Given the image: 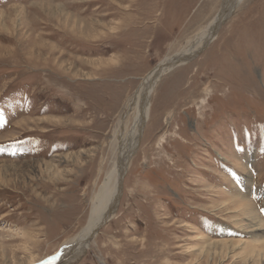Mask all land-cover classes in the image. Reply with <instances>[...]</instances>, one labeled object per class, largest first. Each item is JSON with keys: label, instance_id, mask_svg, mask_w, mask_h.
I'll list each match as a JSON object with an SVG mask.
<instances>
[{"label": "rangeland", "instance_id": "1", "mask_svg": "<svg viewBox=\"0 0 264 264\" xmlns=\"http://www.w3.org/2000/svg\"><path fill=\"white\" fill-rule=\"evenodd\" d=\"M222 4L0 0V264L41 263L88 225L142 78ZM130 168L70 264H264V0L158 82Z\"/></svg>", "mask_w": 264, "mask_h": 264}, {"label": "bare ground", "instance_id": "2", "mask_svg": "<svg viewBox=\"0 0 264 264\" xmlns=\"http://www.w3.org/2000/svg\"><path fill=\"white\" fill-rule=\"evenodd\" d=\"M241 2L242 0H223L221 9L203 33L179 52L163 58L142 78L139 88L122 114L119 126L112 134L115 158L95 195L97 204L96 207L94 205V213L90 222L79 234L64 243L56 254L38 264H70L79 259L90 248L98 229L108 222L120 207L131 162L140 149L151 115L152 97L158 82L174 67L194 59L205 50L216 39L223 25L235 13ZM133 108L135 109V116L132 125L126 129V119ZM243 204L251 205L250 201L245 199L239 202V205Z\"/></svg>", "mask_w": 264, "mask_h": 264}, {"label": "water", "instance_id": "3", "mask_svg": "<svg viewBox=\"0 0 264 264\" xmlns=\"http://www.w3.org/2000/svg\"><path fill=\"white\" fill-rule=\"evenodd\" d=\"M193 59V58H192Z\"/></svg>", "mask_w": 264, "mask_h": 264}]
</instances>
